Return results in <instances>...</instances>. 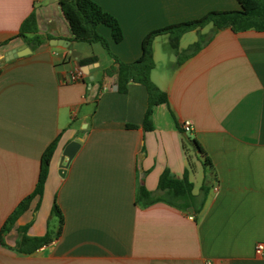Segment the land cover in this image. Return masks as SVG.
<instances>
[{"label": "crops", "instance_id": "1", "mask_svg": "<svg viewBox=\"0 0 264 264\" xmlns=\"http://www.w3.org/2000/svg\"><path fill=\"white\" fill-rule=\"evenodd\" d=\"M94 1L119 20L122 41L106 25L97 31L127 63L141 57L152 30L241 9L238 0ZM32 13L43 38L35 47L17 37ZM213 29L184 33L180 54L169 35L155 37L151 79L167 101L153 106L148 130L147 88L130 82L120 92L114 58L99 42L72 41L59 0H0V230L34 192L42 154L57 140L43 193L5 235L0 264H264V249L256 253L264 246V31ZM24 44L25 55L6 60ZM92 57L84 70L80 61ZM74 139L81 146L63 177L62 154ZM165 170L188 177L192 207L137 201L141 185L162 194ZM55 200L64 216L59 235L16 252L20 227L33 237L58 232Z\"/></svg>", "mask_w": 264, "mask_h": 264}, {"label": "trees", "instance_id": "2", "mask_svg": "<svg viewBox=\"0 0 264 264\" xmlns=\"http://www.w3.org/2000/svg\"><path fill=\"white\" fill-rule=\"evenodd\" d=\"M241 5L239 10L230 11H211L196 20L182 22L158 28L149 32L143 40V53L140 58L134 62L120 61L109 51L108 42L98 31L100 24L106 25L112 31V37L115 42H120L124 38V33L116 16L104 10V8L94 0H59L60 9L65 20L68 23L72 41L101 43L112 55L117 63V84L120 92H126L130 82L143 84L149 94V106L145 114L144 127L151 129V115L153 106L167 101V94L162 91L151 79V71L155 67L152 52V44L155 37L163 34L170 36L171 47L175 53L179 52V40L181 36L193 29L203 27L207 24L213 25V30L230 27L232 30L239 32L254 29L264 31V0H238ZM17 37L23 39L28 45L35 47L40 45L43 38L37 34L36 14H30L21 24ZM204 40L192 44L188 48V55L197 52L203 45ZM96 58L82 59L81 65L95 61ZM109 72V71H108ZM129 127L133 125H128ZM57 140H54L43 152L41 158L40 174L36 188L32 194L24 198L7 218L2 229L0 230V244H3L5 235L14 226L17 218L28 209L32 198L36 195H42L44 185L48 176L50 162L52 160ZM197 147L203 151L199 143ZM158 190L162 193L156 195L141 185L137 195V201L143 205L166 199L176 206L188 209L193 206L194 195L193 184L187 176L182 179L173 177L169 170H165L158 183ZM52 214L58 217L60 228L55 234L47 232L44 236L33 237L27 233V226L18 229L19 238L13 248L16 252L29 254L49 243L55 236L59 235L64 222L63 213L57 203L54 201Z\"/></svg>", "mask_w": 264, "mask_h": 264}, {"label": "water", "instance_id": "3", "mask_svg": "<svg viewBox=\"0 0 264 264\" xmlns=\"http://www.w3.org/2000/svg\"><path fill=\"white\" fill-rule=\"evenodd\" d=\"M50 43L52 45H62L64 47H68L70 45V41H66L64 39H51ZM26 49H28V46L26 44H24L21 49H12L6 53L5 58L6 60H9V59L16 58L18 56H23L27 53L25 51ZM72 55L77 57V55L74 52H72ZM82 68L88 71L90 68V65H83ZM80 146H81V142L78 139H74L69 144L66 145L63 151V154H62L61 162H60L59 173L61 176L64 177L66 175L67 168L71 160L74 158L77 151L79 150Z\"/></svg>", "mask_w": 264, "mask_h": 264}, {"label": "built area", "instance_id": "4", "mask_svg": "<svg viewBox=\"0 0 264 264\" xmlns=\"http://www.w3.org/2000/svg\"><path fill=\"white\" fill-rule=\"evenodd\" d=\"M82 76H83V72L82 71H78L77 73H74V74L71 75V79L73 81H76ZM183 129H184L185 132H190L192 130V123L190 121H185L183 123ZM263 249H264L263 244L259 243L257 245V247H256V253L257 254H261ZM206 264H213V262L212 261H207Z\"/></svg>", "mask_w": 264, "mask_h": 264}]
</instances>
